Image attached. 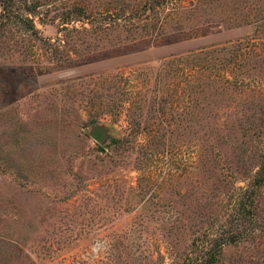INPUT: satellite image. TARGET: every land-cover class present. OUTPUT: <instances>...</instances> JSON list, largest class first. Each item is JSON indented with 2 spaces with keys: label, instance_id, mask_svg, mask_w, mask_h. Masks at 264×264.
Returning a JSON list of instances; mask_svg holds the SVG:
<instances>
[{
  "label": "rangeland",
  "instance_id": "1",
  "mask_svg": "<svg viewBox=\"0 0 264 264\" xmlns=\"http://www.w3.org/2000/svg\"><path fill=\"white\" fill-rule=\"evenodd\" d=\"M0 12V264H264V0Z\"/></svg>",
  "mask_w": 264,
  "mask_h": 264
},
{
  "label": "trees",
  "instance_id": "2",
  "mask_svg": "<svg viewBox=\"0 0 264 264\" xmlns=\"http://www.w3.org/2000/svg\"><path fill=\"white\" fill-rule=\"evenodd\" d=\"M4 13L5 12H0V18L2 19V17H3V15H4ZM11 15H9V17H10ZM25 21H26V25L27 24H30V26H32V23L29 21V19L28 18H26L25 19ZM28 26V25H27ZM33 27V26H32ZM260 181L262 180V179H259ZM227 241H229L228 239L225 241V242H227ZM225 242H222L220 245H222L223 243H225ZM219 250V249H218ZM218 250H217V248H215V247H213V249H211V250H209L208 251V259L206 260V262H205V264H212L213 262H215L216 261V254L218 253Z\"/></svg>",
  "mask_w": 264,
  "mask_h": 264
},
{
  "label": "water",
  "instance_id": "3",
  "mask_svg": "<svg viewBox=\"0 0 264 264\" xmlns=\"http://www.w3.org/2000/svg\"><path fill=\"white\" fill-rule=\"evenodd\" d=\"M91 136H92L95 140H97V141H101L102 135H101V133H100L97 129H93V130H92Z\"/></svg>",
  "mask_w": 264,
  "mask_h": 264
}]
</instances>
